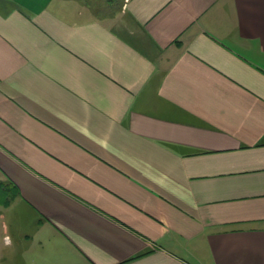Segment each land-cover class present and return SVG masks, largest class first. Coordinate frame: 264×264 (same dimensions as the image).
Returning a JSON list of instances; mask_svg holds the SVG:
<instances>
[{
    "label": "crops",
    "instance_id": "obj_1",
    "mask_svg": "<svg viewBox=\"0 0 264 264\" xmlns=\"http://www.w3.org/2000/svg\"><path fill=\"white\" fill-rule=\"evenodd\" d=\"M0 264H264V0H0Z\"/></svg>",
    "mask_w": 264,
    "mask_h": 264
}]
</instances>
